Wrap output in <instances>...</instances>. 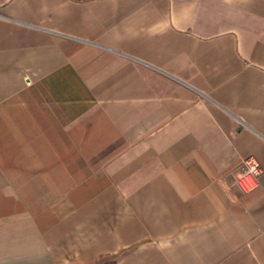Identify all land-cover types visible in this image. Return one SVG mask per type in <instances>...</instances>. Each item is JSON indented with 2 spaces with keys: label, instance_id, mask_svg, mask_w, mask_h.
I'll return each mask as SVG.
<instances>
[{
  "label": "crops",
  "instance_id": "crops-1",
  "mask_svg": "<svg viewBox=\"0 0 264 264\" xmlns=\"http://www.w3.org/2000/svg\"><path fill=\"white\" fill-rule=\"evenodd\" d=\"M0 264H264V0H0Z\"/></svg>",
  "mask_w": 264,
  "mask_h": 264
},
{
  "label": "built area",
  "instance_id": "built-area-1",
  "mask_svg": "<svg viewBox=\"0 0 264 264\" xmlns=\"http://www.w3.org/2000/svg\"><path fill=\"white\" fill-rule=\"evenodd\" d=\"M263 169L255 157H248L243 161L242 168L237 172L235 186L242 193H250L258 187Z\"/></svg>",
  "mask_w": 264,
  "mask_h": 264
}]
</instances>
